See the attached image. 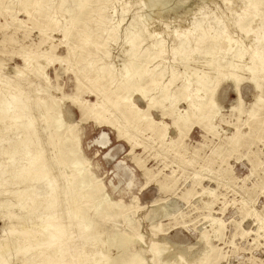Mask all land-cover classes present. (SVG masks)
<instances>
[{"label":"snow or ice","instance_id":"6c2138e0","mask_svg":"<svg viewBox=\"0 0 264 264\" xmlns=\"http://www.w3.org/2000/svg\"><path fill=\"white\" fill-rule=\"evenodd\" d=\"M37 7L59 16L63 39L19 47L15 69L7 53L0 61V212L6 223L22 219L13 210L27 211V200L48 226L10 224L5 238H21L0 246V264H96L89 249L107 220H123L129 247L142 249L107 264H264V156L242 180L217 177L235 156L221 154L211 169L196 164L224 126L235 129L229 145L242 129L258 130L264 144V0ZM111 49L123 51L119 61ZM101 74L120 83L118 107L147 124L176 164L150 166L135 147L120 146L136 141L92 102ZM197 133L204 145L192 151ZM72 200L80 205L75 225L61 211Z\"/></svg>","mask_w":264,"mask_h":264},{"label":"rangeland","instance_id":"374dc122","mask_svg":"<svg viewBox=\"0 0 264 264\" xmlns=\"http://www.w3.org/2000/svg\"><path fill=\"white\" fill-rule=\"evenodd\" d=\"M58 26H60V18ZM56 29L57 28H55L53 24H48L47 20L42 17L34 21L29 20L20 5H18V0H0V61L5 58V53H7L6 58L11 62V67L15 69L16 66H21L23 64L19 55H13V53L17 52L19 47L25 44L39 45L43 40L55 41L57 44H60L63 35ZM83 55L87 58L89 52L85 50ZM110 55L112 61L117 62L120 57L123 56V51L111 49ZM109 80V83L104 85V87H101L98 83L92 82L91 87L95 88L97 92L95 95L92 94L91 89L89 92L90 95L95 96L92 102L96 103L98 100L100 106L107 112H109L108 110L111 108V101L105 100V97L113 100L110 92L115 91L116 85H118L117 80L112 78ZM125 115L126 111L121 114V116ZM128 125L130 130L129 136L132 140L136 141V143L134 146L130 145L128 139L125 138L122 141H118L122 148L127 147L129 150H132V148L135 147L137 153L143 154L150 166H158L167 170L173 164L177 163L174 155L170 154L167 148L162 147L152 131L148 130L142 124L136 126L133 120H128ZM234 131V128L230 130L228 126H224L220 132L217 133L215 140L209 139L207 141V149L204 150L202 147L201 153L196 157V164L200 166L201 170L211 169V166L215 164L217 158L221 154H224L227 156H235L236 158L231 161L227 172H217L218 178L230 179L234 177L242 180L243 177L249 175L253 166L259 171L262 163V156H264V144L259 143L258 130H254V135L249 136L247 134V129H242L240 141L229 145L228 137H231ZM197 135L199 136V133H197ZM189 143L193 145L192 151H195V144L199 143L202 146L204 145V137L199 136V140L193 138ZM240 154L245 158L241 159ZM179 166L183 171V163H180ZM213 183V180H209L205 184V187ZM4 223V220L0 217V230ZM123 223V220L119 222L112 220L107 222L106 226L103 228V234L97 242L104 243L107 236L112 232L126 233ZM252 228L253 225L250 224L249 229ZM135 248L142 251V249L137 246H135ZM107 253L109 257H112L116 254V250L115 248H110Z\"/></svg>","mask_w":264,"mask_h":264},{"label":"bare ground","instance_id":"6f19581e","mask_svg":"<svg viewBox=\"0 0 264 264\" xmlns=\"http://www.w3.org/2000/svg\"><path fill=\"white\" fill-rule=\"evenodd\" d=\"M45 2V0H18V5H20L23 12L27 15L29 20H37L39 17H42L47 20L48 24H53L55 28H57L59 24V16L55 13H49L46 9L37 7L38 4ZM63 35V34H62ZM17 67V66H16ZM15 67V68H16ZM110 78H105L102 74L97 78L94 76L93 81L94 83H98L101 87L109 83ZM116 85V89L113 92H110L112 95V99L110 100L105 97V100L111 101V108L108 110L110 112L111 117L113 120H116L118 123H122L125 128V132L129 136L130 130L128 125V120H133L136 126L144 125L148 130L151 131L150 127L147 124L141 123L139 117L131 111V109L126 110V115L121 116V114L125 111L118 107L120 98H121V85L118 82ZM92 94L95 95L97 92L95 88L91 87ZM102 110L103 107H101ZM122 120V121H121ZM5 133L2 128H0V137L4 136ZM127 139V138H126ZM3 194L0 193V196ZM36 200V203L39 204V193H34L33 197ZM19 203V201H15ZM82 203H86V201H82ZM24 207L27 211H22L21 208H16L13 210V214L22 217V219H18L15 221L10 220L9 222H5L0 230V246L13 244L15 241L20 239L18 235L15 233L9 232L7 238H5L4 233L7 230L8 226L12 223L19 224L22 226V229H29L33 226L30 224L29 221H33V223L40 224V227H47V222L40 223L39 221L35 220V217L31 214L32 208L28 205L27 200L24 201ZM80 208V205H77L74 200L70 201L69 203L63 204L61 211L63 213V220L66 224L75 225L78 223L77 221V212ZM3 213L0 212V217L2 218ZM90 215H95V212L90 213ZM111 220L105 221V226L107 222ZM78 231V229H77ZM110 248H115L116 254L112 257H109L107 253ZM90 257L93 259L96 264H107V261L112 260L119 256L120 259H130L132 258L133 254L137 251L135 245L131 248L129 247V237L124 232H112L107 238L105 239L104 243L96 242L95 247L89 249Z\"/></svg>","mask_w":264,"mask_h":264}]
</instances>
